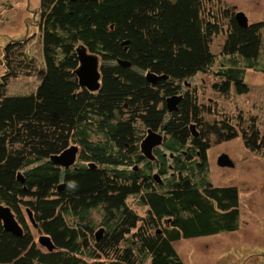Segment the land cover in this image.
Here are the masks:
<instances>
[{
	"label": "trees",
	"instance_id": "obj_1",
	"mask_svg": "<svg viewBox=\"0 0 264 264\" xmlns=\"http://www.w3.org/2000/svg\"><path fill=\"white\" fill-rule=\"evenodd\" d=\"M207 1L40 0L42 68L22 42L0 49V205L23 229L15 238L0 223V264H185L179 242L239 230L240 190L212 183L207 151L212 138L219 144L240 136L264 161V123L239 116L233 125L185 85L209 73L223 96L247 94L246 71L264 75L263 26L243 30L231 8ZM78 48L98 59L95 92L78 85ZM37 72L35 90L8 94L11 79ZM148 73L166 79L153 85ZM174 96L181 100L169 113L166 100ZM212 115L221 119L208 122ZM148 130L164 137L154 161L139 149ZM70 146L78 150L73 167L50 161ZM22 208L32 215L34 235ZM41 235L53 251L39 246Z\"/></svg>",
	"mask_w": 264,
	"mask_h": 264
},
{
	"label": "rangeland",
	"instance_id": "obj_2",
	"mask_svg": "<svg viewBox=\"0 0 264 264\" xmlns=\"http://www.w3.org/2000/svg\"><path fill=\"white\" fill-rule=\"evenodd\" d=\"M206 3L211 8L221 4L234 12H242L249 24L261 23L264 44V0H208ZM39 5L40 0H0V49L10 40L22 42L25 52L39 62L41 69L42 47L37 31ZM223 39V36L216 38L213 52L220 53ZM262 50L264 60V48ZM38 74L11 79L8 94L15 96L35 90L40 81ZM214 78L213 74H199L191 82H186L185 88L196 93L199 103L208 105L212 111L228 115L226 117L231 118L233 125L239 116L245 119L254 116L258 123H264L263 74L246 71L244 80L249 92L245 95H236L230 90L228 95L223 96L212 88L216 81ZM213 117L220 118L212 115L206 120L211 122ZM260 129L264 133V125ZM222 154L233 162V168L217 165V159ZM207 161L212 183L223 187L235 186L240 190V227L234 233L181 241L175 245L177 251L185 264H264V161L245 150L240 136L219 144L212 138ZM129 204L140 216L146 215V209L134 204L132 199H129ZM21 212L27 217L23 208ZM26 223L30 233L36 234L27 219Z\"/></svg>",
	"mask_w": 264,
	"mask_h": 264
},
{
	"label": "water",
	"instance_id": "obj_3",
	"mask_svg": "<svg viewBox=\"0 0 264 264\" xmlns=\"http://www.w3.org/2000/svg\"><path fill=\"white\" fill-rule=\"evenodd\" d=\"M70 2H84L89 0H68ZM234 19L237 26L243 30L247 29L249 26L248 19L242 12H235ZM77 60H78V67L75 71V76L78 81V85L82 89H86L90 92H95L99 89V81H100V74H99V62L97 57L90 55L86 52L85 49L78 48L75 51ZM118 65L121 67H129V64L125 62H118ZM146 79L151 84H156L158 81L166 79L165 77H157L152 74H147ZM180 97H171L166 100V110L169 113H173L177 110V104L180 102ZM191 135L195 138L197 137V133L195 132L194 126H190ZM164 137L162 134L155 133L151 130H148L145 135L143 136L139 149L144 158L149 161H154L155 157L153 155V151L159 148L163 144ZM78 150L75 146H70L69 148L65 149L62 153L57 156H53L50 161L56 166H59L64 169H68L72 167L76 161ZM217 165L221 168L228 167L233 168L234 164L229 159L226 154H222L217 159ZM93 168V166H90ZM17 180L23 184L24 179L22 175L19 173L17 175ZM153 180L161 184L160 179L158 176L154 175ZM64 188V185L58 187V190L61 191ZM28 220L33 228H35V223L32 218V215L29 210L26 211ZM0 223L4 232L10 234L15 238H21L23 236V229L15 215L11 211L9 207L0 205ZM103 231L99 230L95 234L96 241H99L101 238ZM39 245L46 250L47 252H51L54 249V245L51 242L50 238L45 235H41L37 239Z\"/></svg>",
	"mask_w": 264,
	"mask_h": 264
},
{
	"label": "flooded vegetation",
	"instance_id": "obj_4",
	"mask_svg": "<svg viewBox=\"0 0 264 264\" xmlns=\"http://www.w3.org/2000/svg\"><path fill=\"white\" fill-rule=\"evenodd\" d=\"M144 135H145V134H143L142 137H143ZM154 160H155V159H154ZM72 167H73V166H72ZM89 167H90V166H89ZM163 180H164V179H163ZM163 180H162V181L160 180L161 184H162ZM65 188H66V185L64 184V188H63V189H65ZM63 189H62V190H63ZM35 228H36V225H35ZM35 228H33V229L35 230ZM95 234H96V233H95Z\"/></svg>",
	"mask_w": 264,
	"mask_h": 264
}]
</instances>
